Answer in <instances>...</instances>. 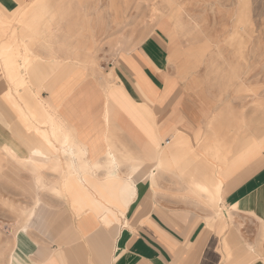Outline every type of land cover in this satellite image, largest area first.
I'll list each match as a JSON object with an SVG mask.
<instances>
[{
	"label": "crops",
	"instance_id": "obj_1",
	"mask_svg": "<svg viewBox=\"0 0 264 264\" xmlns=\"http://www.w3.org/2000/svg\"><path fill=\"white\" fill-rule=\"evenodd\" d=\"M22 3L0 0V19ZM172 57L168 39L151 33L101 71L37 68L25 90L0 56L1 161L26 191L34 173L37 203L4 264H264V133L233 146L232 117L220 121L190 92ZM49 116L87 159L66 177ZM33 149L51 158L37 157V170Z\"/></svg>",
	"mask_w": 264,
	"mask_h": 264
},
{
	"label": "rangeland",
	"instance_id": "obj_2",
	"mask_svg": "<svg viewBox=\"0 0 264 264\" xmlns=\"http://www.w3.org/2000/svg\"><path fill=\"white\" fill-rule=\"evenodd\" d=\"M22 6L9 21L0 19V50L12 47L15 66L23 54L31 58L19 68L16 82H24H13L15 88H32L37 68L52 72L64 62L100 70L115 52L157 32L170 42L171 65L189 91L213 105L220 121L232 117L233 146L264 133V0H26ZM34 151L43 153L31 151L37 170ZM2 162L0 155V264L36 203L34 173L26 191Z\"/></svg>",
	"mask_w": 264,
	"mask_h": 264
},
{
	"label": "bare ground",
	"instance_id": "obj_3",
	"mask_svg": "<svg viewBox=\"0 0 264 264\" xmlns=\"http://www.w3.org/2000/svg\"><path fill=\"white\" fill-rule=\"evenodd\" d=\"M3 18H5V17H3ZM5 20L9 21L6 18H5ZM11 49H12V47L10 48V46L7 45L6 48L5 47L2 48V50H1L2 53H0V56L2 57V61H3L4 65H5V68H10V67L11 68L12 67L21 68L22 67V68L26 69L29 66L30 60L23 55L20 58L21 61L18 62L17 66H15L14 64H15V62L17 60L14 58L13 53H11ZM6 54H7V56H6ZM5 56H6V58H5ZM47 123L50 124V135H51V137L57 143H59L61 145V153L62 154H67V159H65L67 170L65 171V175H64V177H66L70 172H72V170L75 169V161H77V163L80 164V165H84V163L87 162V159L85 157V152L82 149H78L77 153H75L73 151L72 148H73L74 141H73V137L70 134L71 129H69V127L66 124H64L60 120L57 121L56 118H54L52 116L48 117V122ZM3 151L6 154H9V155L12 156V154H10V152L7 149L3 148ZM34 154H37L38 157H43L46 160V162H48L51 159L50 157H46L43 154L38 153L37 151H34ZM28 162H31V157L28 159ZM40 162L42 163L44 161H40ZM35 163H38V161L36 160ZM105 164H107V163H105ZM59 178H60V176H59ZM35 182H36V187L39 188V189H43V188H45L47 186V183L43 179H40V180L38 179ZM36 204L37 203H35V205ZM32 212H33V210L27 215L25 220L21 223V228L20 229H23L25 231L27 230V227H29V226H27L28 225L27 223L29 221V218H30Z\"/></svg>",
	"mask_w": 264,
	"mask_h": 264
}]
</instances>
